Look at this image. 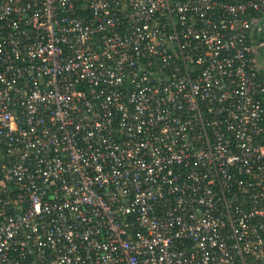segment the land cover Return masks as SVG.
Instances as JSON below:
<instances>
[{
	"label": "built area",
	"instance_id": "2783aa9c",
	"mask_svg": "<svg viewBox=\"0 0 264 264\" xmlns=\"http://www.w3.org/2000/svg\"><path fill=\"white\" fill-rule=\"evenodd\" d=\"M0 264H264V0H0Z\"/></svg>",
	"mask_w": 264,
	"mask_h": 264
}]
</instances>
